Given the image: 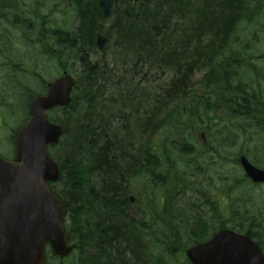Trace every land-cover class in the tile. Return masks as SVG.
I'll return each mask as SVG.
<instances>
[{"label":"trees","instance_id":"obj_1","mask_svg":"<svg viewBox=\"0 0 264 264\" xmlns=\"http://www.w3.org/2000/svg\"><path fill=\"white\" fill-rule=\"evenodd\" d=\"M112 1L107 18L99 0H0V12H14L12 18L0 13V24L39 26L27 32L39 57L56 60L60 73H76L71 104L50 112L64 129L50 149L62 167L54 189L67 211L69 239L79 243L74 264L143 260L144 242L138 235L125 238L134 225L121 233L129 214L120 184L111 182L125 170L132 174L135 159L145 160L148 170L157 169L156 153L145 148L150 142L142 138L160 132L163 161L176 154V166L182 165L173 167L175 175L158 177L168 190L160 199L176 203L180 216L200 201L209 207L212 201L234 203L239 185L229 179L225 195L209 197L203 182H184L192 164L201 176L216 168L213 158L222 167L231 153L264 163V0ZM46 9L54 15L39 13ZM98 33L108 40L102 51ZM27 92L18 98L24 109L38 91ZM200 127L211 138L206 160L195 157ZM190 189L196 190L187 195ZM246 224L223 223L232 228ZM209 227L212 223L204 222L191 241L206 239ZM165 234L164 251L170 242Z\"/></svg>","mask_w":264,"mask_h":264},{"label":"water","instance_id":"obj_2","mask_svg":"<svg viewBox=\"0 0 264 264\" xmlns=\"http://www.w3.org/2000/svg\"><path fill=\"white\" fill-rule=\"evenodd\" d=\"M99 6L108 18L113 1L99 0ZM107 41L102 33L97 35L99 50ZM75 84L76 78L64 71L48 83L45 94L33 97L30 118L16 133L15 159L0 155V264H45L47 244L62 256L76 247L69 243L63 202L51 188L62 168L48 147L59 143L64 129L46 113L55 106L70 105ZM238 161L253 182H264V168L255 166L246 155ZM187 255L194 264H264L259 244L231 229L189 248Z\"/></svg>","mask_w":264,"mask_h":264},{"label":"rangeland","instance_id":"obj_3","mask_svg":"<svg viewBox=\"0 0 264 264\" xmlns=\"http://www.w3.org/2000/svg\"><path fill=\"white\" fill-rule=\"evenodd\" d=\"M0 13L14 17V12ZM39 13L54 15L52 12H49L48 9ZM57 13L60 16H64L67 15L68 12ZM47 19H50V17H47ZM25 21L27 22V16L25 17ZM60 21L64 22L62 18ZM59 25L64 26L62 23H59ZM45 27L47 29L50 28V26ZM38 28L39 26L35 27L33 24L27 23L18 22L11 24L7 20H3L0 24V152L6 157H12L15 154V132L18 126L23 124L29 115L27 109H24V106L21 107L20 103H18V98L21 99L26 97L28 88L34 92L43 90L44 88H42V85L60 75L58 62L56 60L39 57L35 51L36 45H33V36L31 33L27 32L33 29L37 30ZM22 33L26 34L24 35ZM35 55H37V57ZM71 73L76 76L75 72ZM32 75L36 77V80H34ZM204 129V127H200L196 132L199 141L198 143L196 142L194 149L197 160L198 157L201 160H206V157L211 155L210 153L205 154L206 156L204 155V152L209 149L208 143L206 144L204 142V138L201 135L202 132L205 131ZM145 139L147 138H142L141 142H150L143 144L145 148L156 153L154 156L158 158L157 169L151 171H154L158 177L175 175L176 172L173 170V167L175 166L180 170L182 165L178 163V166H176V154L170 161H163L164 157L160 150L161 144L165 140L163 141L160 132L155 136H151L148 141ZM205 139L210 141L211 138L206 136ZM136 147L140 149L144 148L139 145ZM50 152L53 154L54 150L51 148ZM228 157L230 158L227 159L228 161H223L222 167H220L221 164L216 163L213 158L210 163L213 162L216 168L210 170L207 175L200 176L195 174L198 171L196 170V166L192 164L189 166V169H187V173H190L191 177L185 179L184 182L188 181L187 183H190L195 180L203 182V187L208 189V196L210 195L209 197L215 199L217 195L222 196L226 194V182L229 179L234 178V180L239 181L238 188H236L234 192V203L231 201L226 203L225 200L220 204L217 202L215 212L219 213L224 210L227 220L236 223H248L246 226L249 225L252 228L253 234H255L264 248V184H253L247 178L241 166L233 162L236 155L231 153L228 154ZM139 160V166L134 168L132 174H127L116 182H118V184H120L119 186L122 188H124L125 185L128 186L129 192L138 195V199L141 200V194L138 192L137 188L139 185L138 177H140L142 170L148 169L145 160H141L140 158ZM258 166L264 167V163ZM111 182L114 183V180L111 179ZM202 185L199 187L201 188ZM218 187H220V190H218ZM154 189L157 190V192L155 191L157 200H161L160 198L168 191L163 184L159 182L154 184L150 191ZM195 190L196 189H190L187 195L193 194ZM150 191L147 190V193ZM138 206H132L129 210L131 212L138 211ZM184 243L186 244L187 242ZM78 251H80L79 253H83L80 249ZM71 255H66L67 257L61 260H51V264H74L75 255L78 256V253L75 255L73 253ZM160 255L165 262H170L166 260L163 254L160 253Z\"/></svg>","mask_w":264,"mask_h":264},{"label":"flooded vegetation","instance_id":"obj_4","mask_svg":"<svg viewBox=\"0 0 264 264\" xmlns=\"http://www.w3.org/2000/svg\"><path fill=\"white\" fill-rule=\"evenodd\" d=\"M8 158L14 159V156ZM157 177L154 171L142 170L140 177H138L139 185L137 187L138 192L141 194V200L138 199V195L131 194L128 189L124 193L123 188L119 186L118 191L120 196L124 197L123 201H125L122 205L123 207L125 205L123 209L129 214L128 218L125 219L126 224L122 227L124 231L121 233H124L126 228L134 225V231H131V233L130 231L129 233L127 232L125 238L138 235L139 241L144 242L146 253L140 264H162L164 260L160 253L164 255L166 260L170 261L169 263L164 261L167 264H194L188 258L187 250L197 244L208 241L215 233L226 228L224 227L225 224L223 225L227 220L226 214L224 210L219 213L215 212L217 201H212V207H209L207 201H205L207 203L200 201L195 208L188 206L180 216L181 209L177 207L176 203L157 200L155 194L157 190L150 191L151 187L153 188V185L157 184ZM147 190L150 192L147 193ZM132 206H138L139 210L131 212L129 209ZM200 214L203 216H199ZM204 222L212 223V227L208 229L207 238L191 241L193 231L199 234L201 225ZM242 228L235 227L230 229L245 233L255 239L256 236L249 225L245 226L244 228L246 229L243 228L244 230ZM166 232L168 233L165 234ZM130 234L132 235L130 236ZM164 234L165 236L169 235L168 239L170 240L165 251L162 245ZM183 241L187 243L185 244ZM56 259L61 260L51 250H48L47 261L50 262Z\"/></svg>","mask_w":264,"mask_h":264},{"label":"bare ground","instance_id":"obj_5","mask_svg":"<svg viewBox=\"0 0 264 264\" xmlns=\"http://www.w3.org/2000/svg\"><path fill=\"white\" fill-rule=\"evenodd\" d=\"M145 140L148 141V139H145ZM137 166H139V161L135 159V161L133 162L132 167H133V168H136ZM125 172H126V170L124 171L122 177L126 175ZM108 174H109L110 176H113V177L115 176L114 171H109ZM113 179H114V178H113ZM119 179H120V178H119ZM119 179H118V180H119ZM114 181H117V180H114ZM127 189H128V186H124V188H123V192L125 193V192L127 191Z\"/></svg>","mask_w":264,"mask_h":264}]
</instances>
